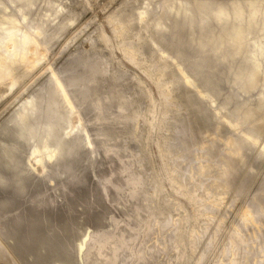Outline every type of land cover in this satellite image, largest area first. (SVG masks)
<instances>
[{
	"label": "rangeland",
	"instance_id": "rangeland-1",
	"mask_svg": "<svg viewBox=\"0 0 264 264\" xmlns=\"http://www.w3.org/2000/svg\"><path fill=\"white\" fill-rule=\"evenodd\" d=\"M239 1L211 0L209 23L201 27L199 14L189 20L188 28L194 34L185 28L177 14L170 13L166 7L170 0L22 3L30 8L27 19L37 18L53 35L48 45H44L42 38L31 32L34 42L29 44L26 59L17 57L10 67L6 65L8 76L0 82V125L24 100L36 97L38 105L47 95L45 86L54 84L55 71H74L84 63L97 68L106 63L107 72H98L97 77L107 80L119 77L118 86L129 95L128 108L142 114L135 137L128 135L129 122H117L113 126L87 122L86 128L94 136V148L87 150L77 144L74 147L76 156L93 155L83 173L66 174L62 170V158L48 161L47 155L54 151L50 143L48 150L40 153L42 165L50 173L36 181L27 197L42 184L52 199L49 205H26L24 219L27 224L35 222L34 227L42 231L58 227L59 231L50 238H62L70 245L66 264H121V252L128 246L131 254L137 249L148 253L141 255L136 264H228L230 261L242 264L239 252L222 253L229 240L236 242L237 229L238 236L249 244L251 255L264 247V38L255 43L258 32L254 27L244 39L243 44L251 47L240 71L254 67L258 76L253 79L252 90L246 92L240 88L231 102L224 101L229 78L223 77L236 60L223 61L218 66L213 59L218 51L225 58L228 48L223 32L218 41L211 38L212 33L234 26L241 32L243 28L242 22L221 21L214 19V15ZM251 1L244 0V15L264 5V0L253 5ZM158 6L164 9L154 14ZM15 9L0 0V20L4 16L17 19ZM262 21L263 18H258L256 22ZM199 39L203 43L198 44ZM215 41L219 42V49L213 46L210 50ZM259 49H263L262 55L252 62ZM197 57L205 61L202 71L207 78L191 62ZM219 77L222 79L215 86L213 81ZM244 85L243 82L239 87ZM108 89L105 85L101 91ZM48 97L58 106L59 115L67 112L70 103L62 102L59 91L53 90ZM249 103L262 109L248 115L249 121L252 118L250 122L236 119L234 113ZM89 104L90 101L87 108ZM38 117L35 113L30 119ZM72 123H80V118L73 115ZM174 123L178 129L171 126ZM105 131L116 142L104 137ZM62 132L61 128L55 129L53 137L59 139ZM114 145L113 154L103 155L99 151L101 146ZM40 148V141L26 146L27 150ZM136 154L142 160L141 165L132 163L131 158ZM131 164L132 170L150 176L159 189L151 206H143V187H136L132 194L126 188L118 199L115 197L114 186L123 183L117 172ZM32 166L34 173H38L39 168ZM110 173L114 174L111 182L103 183L101 179ZM81 174L86 176V181L78 185V193L72 194L73 178ZM252 205L261 207L260 220L243 225V220L250 219ZM67 207L71 210L70 217L64 213ZM16 209L17 205L8 210ZM44 210L48 215L52 211L57 215L37 221L36 217ZM150 218L158 229L155 232H145L142 228ZM10 221L12 216L0 222V264H23L1 233V227ZM101 231L111 234L105 244L95 239L85 241L87 236ZM132 232H137V237L131 242ZM79 248L82 249L77 253Z\"/></svg>",
	"mask_w": 264,
	"mask_h": 264
},
{
	"label": "bare ground",
	"instance_id": "bare-ground-1",
	"mask_svg": "<svg viewBox=\"0 0 264 264\" xmlns=\"http://www.w3.org/2000/svg\"><path fill=\"white\" fill-rule=\"evenodd\" d=\"M24 1L28 0H5L8 7L13 6L16 8L15 13L18 18L4 16L0 20V82L8 76L6 65L10 67L13 60L17 57L21 60L26 59L29 44L34 42L33 37L30 36L31 32L42 38L44 45H48L53 35L52 33L49 34L43 23L42 25L39 24L37 18L27 19L30 8L29 6L23 7L22 3ZM259 1L252 0L250 4H257ZM211 5V0H170L166 7L170 10V13L177 14L175 16L184 21L185 28L194 34L192 29L188 28L189 20L199 14L202 17L201 27L209 23L212 20L209 15ZM244 5V0H241L237 5L220 9L214 15V19L221 21L233 19L243 23L241 32H239L237 26H234L229 29L216 30L211 35L212 39H217L218 41L221 39L220 35L223 32L228 48L225 58L222 57L219 51L213 55L217 65L220 66L221 62H227L233 58L236 60L232 69L223 77L229 78V88L224 96L225 102H231L240 88L246 92L252 90L254 87L253 79L258 76V71L254 67H251L247 72H241L240 70L246 63L244 57L250 52L251 46L243 44L248 33L252 28L256 27L258 33L255 43H260L264 38V5L258 11H252L248 15L243 14ZM186 7L190 8L189 11H186ZM6 9L7 7H4V10ZM158 9L163 11L164 6L155 7L154 14ZM258 18H263V21L257 23ZM173 38L174 34L173 36L170 35L169 42ZM203 41L201 39L197 40L198 44L203 43ZM217 41L210 45V50L213 46L219 49V42ZM242 48L247 49L246 53H244ZM262 53L263 49H259L254 55L252 62H256V59ZM181 58L185 59V55L181 54ZM191 62L197 72L207 78L204 71H202L205 61L197 57L192 59ZM76 69L74 71L70 69L68 72L55 71L52 76L54 84L45 86L44 92L47 95L38 105L36 97L24 100L0 125V222H4L9 216H12V221L4 223L1 227V233L12 245L14 253L23 264H66L68 254L71 251L70 245L66 240L50 238L52 233L59 231L58 227L50 231H42L34 227L35 222L27 224L24 219L25 212L23 210L26 205H49L52 199L47 195L46 188L42 184L36 187L31 197H27L28 191L35 185L36 181L39 182L45 179L50 173L49 168L42 165L40 153H45L50 143L54 147V151L47 155L46 159L48 161L62 158V170L66 174L83 173L90 164L93 155L88 153L76 156L74 147L77 144L87 150L94 148V136L86 128L87 122L93 125L108 126H113L117 122H129V137H135L141 127L140 119L142 114L139 111L128 108L129 95L118 86L119 77L116 76L110 80L97 77L98 72L100 74L107 72L108 65L106 63H101L98 68L92 66L91 63H84ZM221 79L222 77L215 79L213 84L217 86ZM243 82L245 85L239 87ZM105 85L109 89L101 91V88L105 87ZM53 90L61 93L63 103H70L69 109L64 115H59L58 106L48 97ZM262 95L264 98V83ZM89 101L90 108H87L86 105ZM261 109L249 103L237 110L234 116L244 122L246 121L245 119L249 121L248 115ZM35 113H38V119L31 120L30 117ZM73 115H77L80 118V123H72ZM171 126L178 129V124L176 123ZM59 128L63 130L62 135L59 139H55L53 131ZM102 135L116 142V139L110 138L108 131H105ZM34 141H40L41 148L39 150H27L26 146ZM99 151L103 155L113 154L116 151V145L111 148L101 146ZM131 160L133 164H142L139 154L134 155ZM32 165L39 168L38 173H34ZM131 166L132 164L118 170L117 175L123 177V183L114 186L115 197L118 199L126 188L132 194L136 187H143V206H151L156 201L159 189L151 181L150 176L145 177L137 173L131 169ZM113 175V173H110L103 177L101 181L109 183ZM84 181H86L84 174L74 177L75 186L71 189V193H78V185ZM18 200L19 203L17 204ZM16 205V210L12 212L8 210ZM64 213L66 217H70V208L67 207ZM56 215L57 213L54 211L48 215L44 210L38 214L36 220L41 221ZM260 216L261 207L257 205L250 206V219L243 220V225L249 222H258ZM142 228L145 232L158 230L154 225L153 218H150ZM238 234L239 230L237 229L234 233L237 236L236 242L235 240H229L225 244L222 253L234 255L239 252L242 264H264V247L258 248L257 252L251 255L252 250L249 244L244 241L243 237H239ZM110 237V233L101 231L95 236H87L85 241L95 239L99 244H105ZM136 237L137 232H132L130 241H134ZM254 239L257 242L260 241L258 236H255ZM81 249L79 248L77 253H80ZM141 255H148V253L145 250L137 249L134 254H131V247L128 246L121 252V264H136ZM228 264H233V262L230 261Z\"/></svg>",
	"mask_w": 264,
	"mask_h": 264
}]
</instances>
